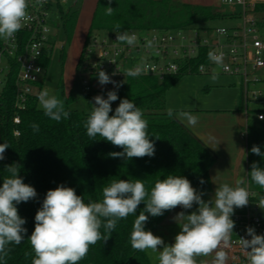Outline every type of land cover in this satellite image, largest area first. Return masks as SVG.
<instances>
[{"label":"trees","instance_id":"16d2710c","mask_svg":"<svg viewBox=\"0 0 264 264\" xmlns=\"http://www.w3.org/2000/svg\"><path fill=\"white\" fill-rule=\"evenodd\" d=\"M81 3L80 0H76L70 7L61 9L66 42L74 34ZM107 6L108 0H98L77 65L78 73L88 59V42L98 30L112 33L118 30L119 25V29L166 31L197 26L225 18L227 15L216 6L191 4L179 0H112L111 15H106ZM255 13L257 26L264 37V0L256 4ZM52 51L53 46L41 60L46 69L50 64ZM64 56L63 46L62 61ZM202 62H207V59L192 60V73H195ZM181 76L182 74L169 75L163 80L156 76H128L116 90L118 103L110 115L114 114L121 99L131 100L142 110L143 118L148 122V135L155 145L153 157H134L131 160L110 156V153L121 152L123 149L102 140V137L97 136L95 140L89 138L84 125L91 112L82 111L77 107L72 94L66 95L62 81L53 95L64 102L65 111L70 113L69 117L59 122L50 119L44 114L38 95L32 96L27 109L20 113L21 136L16 137L12 120L14 89L11 86L4 97L0 112V143L6 142L9 145L4 153L5 158L0 160V186L3 179L10 176L5 170L6 166L19 164V176L23 178L24 183L35 188L37 196L16 205L18 214L26 220L23 227L27 232L22 234L24 240L19 245L13 243L7 246L10 251L0 260V264H32L35 253L28 238L35 228V215L41 208L47 191L61 184L75 189L76 194L82 196L85 203L101 202L103 189L120 179L129 181L140 179L150 194L158 180L165 179L168 175L182 176L191 182L197 192L210 191L209 171L215 162V156L174 115L168 114L167 91ZM44 80L45 78L38 83L40 90L44 87ZM92 92H86L85 95L89 97ZM33 124L39 126L38 131L33 130ZM253 145L259 146L264 153V120L254 119L249 126L248 173L253 162L264 168V157L251 152ZM248 176L251 184L261 192L264 199V187L254 183L250 173ZM201 180L204 181L203 184L200 183ZM145 206L143 202L138 206L137 216ZM172 211L173 209L165 211L163 215L157 217L145 213L149 216L145 230L153 233ZM136 215L130 214L127 218L118 220L111 237L91 245L87 255L78 264H152L147 250H135L130 243ZM100 232L103 236V226Z\"/></svg>","mask_w":264,"mask_h":264},{"label":"clouds","instance_id":"9594fccd","mask_svg":"<svg viewBox=\"0 0 264 264\" xmlns=\"http://www.w3.org/2000/svg\"><path fill=\"white\" fill-rule=\"evenodd\" d=\"M37 2L42 3L43 0ZM111 2L108 0L109 6L105 7L106 15L113 13ZM27 9L28 0H0V38L10 39L22 28ZM119 27L117 25V29ZM135 39L134 35L127 32L116 33L117 41L130 46L135 43ZM151 46V41L147 42V47ZM208 58L227 70V66L223 65V53L209 51ZM140 73L141 69L137 67L129 70L126 75L134 77ZM97 76L101 85L112 83L116 88L121 86L104 70H100ZM217 78L218 73H214L212 79ZM117 99L116 91H109L106 99L102 95L93 98V109L84 125L87 135L93 140L97 136L102 137V140L122 148L121 152L109 154L113 158L131 160L134 157H153L155 145L148 135V122L143 118L142 110L125 98L120 100L114 114L110 115L113 111L111 104ZM38 101L44 114L54 121L59 122L70 115L65 111L64 102L50 95L47 89L39 93ZM168 114L173 115L171 109ZM179 118L191 126L198 122L197 117L187 112L179 113ZM259 118L264 120V116ZM32 128L34 131L39 130L35 124ZM8 148L6 142L0 143V160L5 158L4 153ZM251 152L264 157L259 146L253 145ZM246 158L247 153L241 148L240 159ZM5 170L10 176L4 178L0 186V260L8 255L10 249L7 246L13 243L19 245L24 240L22 234L27 232L23 227L26 220L20 217L16 205L37 196L35 188L24 183L19 176V164L8 165ZM249 173L254 183L264 187V168L253 162ZM243 183V180L238 179L235 187L223 184L216 188L214 201H205L203 193H198L191 182L182 176L168 175L158 180L150 194L140 179H120L103 189L101 202L87 203L76 194L75 189L61 184L47 191L35 215V228L28 238L35 253L32 264H78L87 255L91 245L111 237L118 220L130 214L136 215L142 202L146 206L136 215L130 236L133 249L159 252V264H196L195 257L213 252V264H225L227 255L222 248L230 247L229 241L235 226L231 217L236 208L245 207L249 203V194L241 187ZM193 204L199 206L197 211L189 215L181 212L177 216H186V222L180 226L181 231L175 236L174 243L165 245L161 237L145 230L149 219L145 213L157 217L177 206L191 209ZM102 226L103 236L100 232ZM246 232L250 239L239 238V245L248 264H264V235H258L253 227H248ZM158 246H162L163 250L158 251Z\"/></svg>","mask_w":264,"mask_h":264},{"label":"built area","instance_id":"2783aa9c","mask_svg":"<svg viewBox=\"0 0 264 264\" xmlns=\"http://www.w3.org/2000/svg\"><path fill=\"white\" fill-rule=\"evenodd\" d=\"M259 1L221 0L224 5L241 7L242 22L236 27L191 26L166 31L122 28L112 33L107 31L103 35H93L87 45L88 59L78 73L83 90L107 94L118 89L112 83H99L97 74L100 70L121 85L128 77L126 73L137 67L141 69L139 75L156 76L163 80L169 75L192 73V60L206 58L207 62L200 63L195 73L206 74L219 69L224 74L239 77L244 91L245 114H253L255 119L261 120L259 117L264 116V37L257 26L255 13ZM67 4L68 0H43L42 3L28 0L22 28L10 39L0 38V112L4 97L12 86V120L16 137L21 136L20 113L27 109L30 98L43 90L38 87L46 74L41 60L52 46V29L56 22L60 23L61 9L65 10ZM117 31L134 35L135 43L130 46L117 41ZM149 41L151 47H147ZM209 51L223 53V65L227 66V70L209 60ZM143 52L148 59L137 62V57ZM252 104H259V107H252ZM244 188L249 194V203L236 208L231 217L235 226L230 247L222 248L227 255L225 264H248L239 245V238L250 239L246 232L248 227H253L258 235H264V210L260 209L264 199L250 183ZM202 259L206 264H213L215 252L202 256Z\"/></svg>","mask_w":264,"mask_h":264},{"label":"rangeland","instance_id":"374dc122","mask_svg":"<svg viewBox=\"0 0 264 264\" xmlns=\"http://www.w3.org/2000/svg\"><path fill=\"white\" fill-rule=\"evenodd\" d=\"M75 0H69L67 8L74 4ZM83 2V0H80ZM82 6V3H81ZM227 11L232 9L235 11L236 15L233 18H221L206 22L197 27L211 26H227L234 27L235 25H240L242 18L240 15L241 7L234 6L229 7L223 5ZM196 26V25H195ZM189 28V27H188ZM172 30V29H170ZM107 30H98L96 35H103ZM52 41L51 45L53 46L51 61L46 69L45 74V83L46 88L50 95L54 94V91L58 87L59 83L62 81L64 84L65 78H73V63L75 56L70 55V49L72 47V38L66 42V35L64 30L63 22H56L51 33ZM74 35V34H73ZM87 39V38H86ZM65 48L64 60H61L62 48ZM140 57V58H139ZM137 62H145L148 59L146 53L140 54L137 57ZM218 73V78L213 80V75L211 73L201 74V73H186L181 76V78L167 91V108L168 110L177 109H190V108H232L236 104H239L242 100V80L239 77L230 76L222 73L219 69L215 71ZM76 80L73 85L70 81L66 82V89L69 93H72L73 98L76 100L77 107L82 111L91 112L93 109L94 100L93 98L97 95H102L105 99L107 94L103 91H93L89 97L85 94L83 90L82 78L78 74L75 76ZM65 86V85H64ZM65 88V87H64ZM118 99L112 102L111 107L113 108L117 105ZM252 107L258 108L259 104H252ZM250 124L255 119L253 114H250ZM248 142V137H247ZM247 151V146H246ZM248 155V153H247ZM247 162V158H246ZM246 164V163H245ZM247 164L244 166L247 169ZM249 174V173H248ZM249 178V176H248ZM250 182V179H249ZM251 184V182H250ZM252 187H254L251 184ZM203 193V192H198ZM202 198L205 201L213 199V197L207 193H203ZM260 209L264 210V203L260 205ZM198 205L193 204L191 209H183L181 206H177L173 211L166 217V219L155 229L153 232L154 235L159 236L163 239L165 245H170L174 243L175 236L181 231V225L186 222V216L177 217L179 213L184 212L185 215H189L192 212L198 210ZM162 246H158V251H162ZM147 253L151 259L152 264H159V252L152 251L151 249L147 250ZM198 261V264H206L202 259V256L195 257Z\"/></svg>","mask_w":264,"mask_h":264},{"label":"crops","instance_id":"0c3cea01","mask_svg":"<svg viewBox=\"0 0 264 264\" xmlns=\"http://www.w3.org/2000/svg\"><path fill=\"white\" fill-rule=\"evenodd\" d=\"M179 1L191 4L219 7L227 14L225 18H233L236 15L233 9L231 11H227L225 8H223L224 4H222L221 0ZM97 3L98 0H83L82 2L80 14L74 30L72 47L70 49V55L72 57L75 56L72 67L73 78L64 79L65 93L67 96L72 93L67 91L66 82L70 81L71 85L75 83V76L78 75L77 65L88 32L90 30ZM71 5H73V3ZM236 26L237 25L234 27ZM215 71H217V69L209 72L211 73L209 75H213ZM44 87H46L45 80ZM243 92L244 91L242 89L241 102L232 108H190L177 109L173 111V115L178 119V121L181 122L193 135H195L215 156V162L209 171L211 181L210 191L205 192L211 195L213 199L216 188L223 184H228L229 186L235 187L236 181L238 179L244 181L241 187H245L250 183L248 178V166L247 169L244 168L246 164L248 165V155L247 162L246 159H240L241 148L247 153L246 146L248 142L245 134H247L248 137L251 121L249 118L250 115H246L244 112ZM182 112H187L197 117V124L195 126H191L188 125L186 120L179 118V113Z\"/></svg>","mask_w":264,"mask_h":264}]
</instances>
